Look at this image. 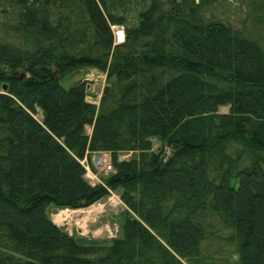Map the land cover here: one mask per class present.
Returning <instances> with one entry per match:
<instances>
[{"label":"trees","instance_id":"trees-1","mask_svg":"<svg viewBox=\"0 0 264 264\" xmlns=\"http://www.w3.org/2000/svg\"><path fill=\"white\" fill-rule=\"evenodd\" d=\"M239 4L0 0V264H264V0L236 26L221 8ZM85 67L106 76L97 104L60 84ZM113 191L109 240L47 214Z\"/></svg>","mask_w":264,"mask_h":264},{"label":"rangeland","instance_id":"rangeland-1","mask_svg":"<svg viewBox=\"0 0 264 264\" xmlns=\"http://www.w3.org/2000/svg\"><path fill=\"white\" fill-rule=\"evenodd\" d=\"M198 1L199 0H197V2ZM248 1L249 0H235L236 3H240V6H238L240 8L239 10L229 9L230 11H226L222 6L221 16L223 17V15H227L228 17H232L233 19L231 23L233 25L239 26L242 22V18L245 17L247 13L246 11ZM255 1L257 2L259 0ZM236 16H238L240 19H235ZM77 82H83L85 84L87 100L96 104L98 103L101 95L108 88L105 74L95 68L85 67L76 70L68 76L60 79V84L64 88H68ZM227 110V106L219 107L220 112H226ZM36 117L40 118V114L37 113ZM86 129L87 132H90L89 126H87ZM152 143L154 149L160 146L159 141L156 139H153ZM169 152V148L164 147L165 155L169 154ZM129 156L130 153H119V159H127ZM95 163L96 158L91 160L92 168H89L91 170L90 172L88 171L85 176L87 180L92 183L98 182L101 178L105 177L112 171L106 170L103 166H96ZM109 163L112 165L110 154ZM124 209L125 207L120 202L117 192L113 191L108 196L95 202L91 206L73 211H71V209L65 210V208L49 205L47 207V214L52 219V221L57 218V222L55 223L59 226H63L69 235H73L77 238L84 237L89 239L94 238L109 240L110 238L120 236L119 225ZM60 214L62 215L61 217H64L63 221L61 220V217L58 218V215ZM111 229L116 230L115 233H113V236L109 234Z\"/></svg>","mask_w":264,"mask_h":264},{"label":"built area","instance_id":"built-area-1","mask_svg":"<svg viewBox=\"0 0 264 264\" xmlns=\"http://www.w3.org/2000/svg\"><path fill=\"white\" fill-rule=\"evenodd\" d=\"M112 28H113V31H114V41L115 42H122L123 39H124L123 28L122 27H116V26H113ZM94 158H96V163H95L96 166H99V167L103 166L106 170H111L112 169V165L109 163V154H106L105 152L104 153H100V154H95L92 157V159H94ZM82 163L84 164V167H85V170H86L85 175H86L88 171L90 172L91 169H89V168H91V166L88 163H86V161H85V163H84V161ZM61 220L63 221L64 217H61ZM79 228H81V227H79ZM115 231H116L115 229H111L109 231V234L111 236H113L114 235L113 233H115Z\"/></svg>","mask_w":264,"mask_h":264},{"label":"water","instance_id":"water-1","mask_svg":"<svg viewBox=\"0 0 264 264\" xmlns=\"http://www.w3.org/2000/svg\"><path fill=\"white\" fill-rule=\"evenodd\" d=\"M2 88H3V89H6V85H3Z\"/></svg>","mask_w":264,"mask_h":264},{"label":"bare ground","instance_id":"bare-ground-1","mask_svg":"<svg viewBox=\"0 0 264 264\" xmlns=\"http://www.w3.org/2000/svg\"><path fill=\"white\" fill-rule=\"evenodd\" d=\"M62 215L60 214V215H58V218H60ZM55 220H57V219H55Z\"/></svg>","mask_w":264,"mask_h":264},{"label":"crops","instance_id":"crops-1","mask_svg":"<svg viewBox=\"0 0 264 264\" xmlns=\"http://www.w3.org/2000/svg\"><path fill=\"white\" fill-rule=\"evenodd\" d=\"M65 210H70V209L65 208ZM71 211H73V210H71Z\"/></svg>","mask_w":264,"mask_h":264}]
</instances>
